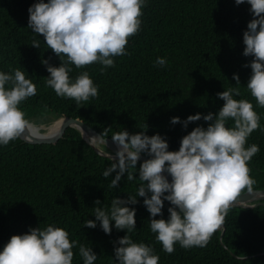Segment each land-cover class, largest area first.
Segmentation results:
<instances>
[{
    "label": "trees",
    "instance_id": "16d2710c",
    "mask_svg": "<svg viewBox=\"0 0 264 264\" xmlns=\"http://www.w3.org/2000/svg\"><path fill=\"white\" fill-rule=\"evenodd\" d=\"M36 2L0 0V70L21 68L36 85V95L20 104L29 121L60 116L79 119L110 140L123 129L129 133L144 130L149 136L158 133L166 138L169 150L175 151L184 135L210 122L200 119L184 128L181 123H170L171 117L183 121L196 113L215 114L224 103L217 93L235 87L240 94L234 98L251 101L264 126V107L256 104L246 88L251 68L245 65L252 57L242 54L243 32L253 19L247 2L147 0L141 30L129 37L128 54L114 57V67L101 71L103 66L98 63L79 69L73 66L70 76L87 71L99 86L97 97L79 105L71 98L57 96L45 85L49 73L41 61L53 66L61 61L42 35L27 28L28 8ZM34 38L40 40L39 48L31 46ZM158 56L167 60L163 68L154 64ZM234 73L240 84L232 79ZM227 126H233V121L229 120ZM253 143L260 148L248 162L255 181L253 190H264V131H253L245 147ZM111 163L74 128H67L54 144L32 145L17 139L0 146V248L12 235L54 224L65 228L70 240L78 242L72 264H83L79 244L92 247L97 254L94 264H115L113 249L118 245L114 242L126 230L113 227L110 234H105L99 222L95 228L84 227L87 219H95L94 207L110 208L114 197L136 195L141 183L137 170H130L133 180L125 175L113 188L110 181L115 173L108 178L102 176ZM143 199L137 197L135 205H128L136 209V229L128 235L134 242L151 246L159 255L158 264H264V206L231 207L225 216L224 232H215L205 247L185 249L176 244L168 254L150 230ZM169 206L164 201L165 219Z\"/></svg>",
    "mask_w": 264,
    "mask_h": 264
},
{
    "label": "clouds",
    "instance_id": "9594fccd",
    "mask_svg": "<svg viewBox=\"0 0 264 264\" xmlns=\"http://www.w3.org/2000/svg\"><path fill=\"white\" fill-rule=\"evenodd\" d=\"M247 2L253 19L243 32L244 56L252 60L245 67L251 68L246 88L256 104L264 107V0H235L236 5ZM147 0H37L28 8L27 28L43 36V41L60 59L59 66L47 60L49 75L45 85L62 98H71L79 105L98 96L99 86L87 71L74 78L73 66L84 68L98 63L101 71L115 66L114 57L127 55L129 37L141 30L143 8ZM32 47L39 48L40 40L33 39ZM154 64L163 68L164 57H156ZM233 80L240 84L239 76ZM36 85L26 78L25 70L16 68L10 72L0 70V146L31 132L33 124L22 111L20 104L36 95ZM235 87L217 93L223 105L215 114L196 113L181 121L171 117L170 123L203 119L207 127L197 125L184 135L178 150L170 151L168 141L160 134L147 135L145 131L129 133L127 130L111 136L117 150L108 153L112 161L102 172L104 178L112 173L110 187L116 188L122 177L141 181L135 196L127 199L114 197L110 208L94 207L95 219H87L84 227L95 228L97 222L105 234L112 228L126 230L114 244L115 264H158L159 255L151 246L134 242L128 233L136 229L137 197L149 213V227L162 250L171 254L176 244L188 249L205 247L211 236L222 230L225 216L243 190L253 191L254 179L250 176L248 162L260 151L257 144L245 147L248 137L258 128L260 116L253 104L239 96ZM229 120L233 126H227ZM147 125L145 124V130ZM101 141L99 136L88 138L89 144ZM105 142V141H104ZM141 154L149 157L139 164ZM167 173L168 175H165ZM171 180L169 181L168 176ZM164 201H168V217L163 218ZM100 205V201H95ZM159 216L160 218H155ZM78 242L70 240L65 228L54 224L46 227H30L28 232L12 235L0 248V264H72L73 248ZM78 253L83 264H94L97 254L92 247L79 244Z\"/></svg>",
    "mask_w": 264,
    "mask_h": 264
},
{
    "label": "water",
    "instance_id": "95a60500",
    "mask_svg": "<svg viewBox=\"0 0 264 264\" xmlns=\"http://www.w3.org/2000/svg\"><path fill=\"white\" fill-rule=\"evenodd\" d=\"M61 119V124L57 128L56 132L52 136H45V137H35L31 134V132H25L22 134L21 141L27 144L32 145H39V144H54L59 139H61L63 133L66 131L67 128H74L76 129L82 139L100 156L108 158V153L115 154L117 147L115 143L107 138L102 137L101 141H98V147L88 143L89 137L92 136H99L100 133L93 130L89 125L85 124L83 121L79 119H73L65 116L57 117L54 121ZM35 126V125H34ZM41 128V127H39ZM105 141V142H104ZM101 147V148H100ZM105 149V151L102 149ZM149 157L142 155L140 156L139 162H143L144 160L148 159ZM165 175H168L165 173ZM169 181L171 180L170 175L168 176ZM234 206L232 208H244V209H252L258 206H264V190H253L252 192H244L237 198V201L234 202ZM221 234L224 232V227L221 230Z\"/></svg>",
    "mask_w": 264,
    "mask_h": 264
},
{
    "label": "bare ground",
    "instance_id": "6f19581e",
    "mask_svg": "<svg viewBox=\"0 0 264 264\" xmlns=\"http://www.w3.org/2000/svg\"><path fill=\"white\" fill-rule=\"evenodd\" d=\"M61 122V119L54 121V123L50 127L46 128L44 132L41 131V128L33 125L31 134L35 137L52 136L56 132L57 128L60 126ZM42 129L44 128L42 127ZM98 144L99 143L97 142L94 144V146L98 147Z\"/></svg>",
    "mask_w": 264,
    "mask_h": 264
},
{
    "label": "rangeland",
    "instance_id": "374dc122",
    "mask_svg": "<svg viewBox=\"0 0 264 264\" xmlns=\"http://www.w3.org/2000/svg\"><path fill=\"white\" fill-rule=\"evenodd\" d=\"M54 120L55 119L52 117H44V118H41L39 121H31V122L33 125L37 127H41V131L44 132L46 128L50 127L54 123ZM42 127L44 129H42Z\"/></svg>",
    "mask_w": 264,
    "mask_h": 264
}]
</instances>
